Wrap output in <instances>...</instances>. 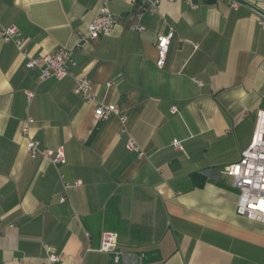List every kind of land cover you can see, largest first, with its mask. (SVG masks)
<instances>
[{
	"label": "crops",
	"instance_id": "1",
	"mask_svg": "<svg viewBox=\"0 0 264 264\" xmlns=\"http://www.w3.org/2000/svg\"><path fill=\"white\" fill-rule=\"evenodd\" d=\"M102 1L0 0V30L18 28L28 50L0 39V264H43L48 247L56 264H264V223L237 214L223 173L264 113V1L159 0L150 11L112 0V30L79 44ZM59 47L75 49L71 74L40 81L29 56ZM79 77L91 101L74 92ZM100 104L118 112L97 119ZM27 117L64 164L28 155ZM104 232L118 263L100 249Z\"/></svg>",
	"mask_w": 264,
	"mask_h": 264
},
{
	"label": "built area",
	"instance_id": "2",
	"mask_svg": "<svg viewBox=\"0 0 264 264\" xmlns=\"http://www.w3.org/2000/svg\"><path fill=\"white\" fill-rule=\"evenodd\" d=\"M111 1H102L96 15L88 24L86 33L80 38L79 44L112 30L115 23V15L109 8ZM140 1L147 10L153 11L158 8L159 0ZM259 1L261 0H228V3L232 8H238L241 5ZM258 23L264 27V15L258 19ZM172 36L173 32L170 30L167 34L160 36L157 42L156 64L160 67L164 64ZM0 39L4 42H13L23 54L28 53L26 48L27 38L15 26L2 28L0 30ZM74 52V48L59 47L53 52H48L40 56H29L25 65L27 68H35L38 70L40 81L50 77L62 79L71 74L70 68L76 63ZM74 92L86 101L93 99L91 81L85 77L76 79ZM26 93L29 98L33 95V92L30 91ZM171 110L172 112L176 111L174 106ZM117 112V109L111 105L100 104L95 108L94 116L97 119H101ZM121 119L124 121L125 116H122ZM33 122V118L27 117L20 126V133L25 139V149L28 155L31 158H47L56 165L64 164L66 159L61 146L56 148L45 147L38 139L30 135V126ZM172 144L175 148L182 149L180 140L173 139ZM126 148L136 152L138 156L143 155V152L132 138L127 139ZM223 173L233 178V184L238 189L237 214L264 223V113L258 114V125L251 137L249 145L242 152L239 160L225 166ZM78 183L75 182L73 185H78ZM66 186L69 185L66 184ZM115 239V233L104 232L101 236L100 249L111 252L113 254V262L118 263L122 252L117 249ZM59 261L60 256L53 248L48 247L47 256L43 264H56Z\"/></svg>",
	"mask_w": 264,
	"mask_h": 264
}]
</instances>
